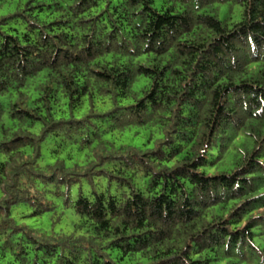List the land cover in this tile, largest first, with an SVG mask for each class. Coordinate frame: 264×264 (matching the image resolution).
I'll return each mask as SVG.
<instances>
[{"label":"trees","instance_id":"trees-1","mask_svg":"<svg viewBox=\"0 0 264 264\" xmlns=\"http://www.w3.org/2000/svg\"><path fill=\"white\" fill-rule=\"evenodd\" d=\"M61 96L91 112L56 118ZM98 97L106 130H90ZM147 125L163 135L152 148L103 139ZM76 133L92 159L40 164L51 136ZM106 176L128 190L99 189ZM52 197L82 232L12 216ZM0 264H264V0H20L2 15Z\"/></svg>","mask_w":264,"mask_h":264},{"label":"rangeland","instance_id":"rangeland-1","mask_svg":"<svg viewBox=\"0 0 264 264\" xmlns=\"http://www.w3.org/2000/svg\"><path fill=\"white\" fill-rule=\"evenodd\" d=\"M19 1L20 0H15L11 5L0 6V17L8 13L10 10L13 11L17 7ZM228 7V5L222 7V17L225 16L224 13ZM146 82V78H139L134 84V90L138 92L141 91L143 87H145ZM67 102L68 99L66 97H60V101L54 110L56 118L68 120L74 117L76 119H81L91 112V105L87 98L79 108L73 111L68 108ZM124 102L127 103V101ZM111 106L112 103L107 98L98 97L95 100L93 110L95 111L96 116L92 117V121L95 125H90V130L95 129L96 126L101 130H106L108 121H105L104 118L97 115H102L107 112ZM5 118L7 119V116H5ZM83 135L84 134L76 133L73 137H68L64 134L51 136L43 144V157L40 160V164H54L57 160H64L69 166L74 164H86L92 159V151L89 147L83 149L80 147V140ZM161 138H163V135L158 128L151 125L142 127L132 126L124 131L109 130L103 134V139L109 143V147L115 146L116 148L123 145L135 146L140 149L152 148L155 146L156 141ZM96 144L97 141L93 143V146ZM111 166L107 165L106 167L113 168ZM146 181L147 178L142 175H137L134 179L136 187L142 190L145 188ZM95 183L99 189H105L109 186L111 191L115 194L121 193L124 189H127V186L124 187L121 185V181L117 177H96ZM80 188L85 192H89L92 191L93 184L84 180L81 184L74 185L72 189L74 198H77ZM52 198L57 205L55 210L45 212L41 215H35L32 209L21 204L14 207L12 216L16 219L18 224L31 226L48 234H70L76 231L82 232L83 230L77 229L83 222L82 217L76 214L73 208L66 207L62 199L56 197Z\"/></svg>","mask_w":264,"mask_h":264}]
</instances>
